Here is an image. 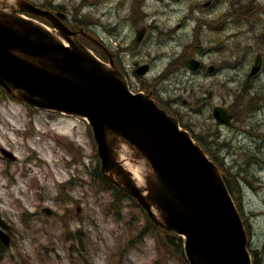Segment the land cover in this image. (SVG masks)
<instances>
[{"label":"rangeland","instance_id":"374dc122","mask_svg":"<svg viewBox=\"0 0 264 264\" xmlns=\"http://www.w3.org/2000/svg\"><path fill=\"white\" fill-rule=\"evenodd\" d=\"M56 1L72 11L79 7L77 13L94 20L93 29L110 49L121 42L133 88L152 90L192 125L191 134L214 140L208 145L218 162L239 174L248 246L264 263V12L242 24L226 16L231 0H211L208 6L207 0H150L151 25L142 43L131 45L144 22L131 20L129 0ZM197 35L205 56L189 49ZM231 38L236 41L226 43ZM187 52L189 59L204 57L208 65L198 72L180 65ZM257 53L263 64L258 75L250 76ZM144 62L150 70L139 75L133 65ZM239 91L246 97L240 98ZM215 104L238 114L236 109L247 108L248 115L241 120L233 115V127L221 124ZM89 125L73 115L31 108L7 93L0 96V147L16 155L9 159L0 152V214L12 223L14 235L0 264H187L181 253L163 250L138 202L101 178ZM45 206L54 214L43 213Z\"/></svg>","mask_w":264,"mask_h":264},{"label":"water","instance_id":"95a60500","mask_svg":"<svg viewBox=\"0 0 264 264\" xmlns=\"http://www.w3.org/2000/svg\"><path fill=\"white\" fill-rule=\"evenodd\" d=\"M21 11L57 19L28 0H0V84L32 106L88 118L104 175L136 196L156 224L186 236L191 264H252L247 233L226 182L179 127L178 118L149 95L132 93L112 59L100 60L79 41L77 35L87 33L54 20L49 29ZM198 64L188 61L192 69ZM259 67L258 58L251 75ZM214 115L219 123L232 125L226 107L215 106ZM0 224L9 228L2 217ZM0 234L9 243L10 237Z\"/></svg>","mask_w":264,"mask_h":264},{"label":"flooded vegetation","instance_id":"af4514ba","mask_svg":"<svg viewBox=\"0 0 264 264\" xmlns=\"http://www.w3.org/2000/svg\"><path fill=\"white\" fill-rule=\"evenodd\" d=\"M163 1H168V0H163ZM149 2H150V0H129V6H130L129 7V17L131 18V20H135V21L140 20V21L144 22L142 27L145 26L147 28L151 25V22H149V20H151V18H150V16L147 17V14H146V7L149 6ZM44 4H45V7H48L49 9L53 10L54 12L62 11L64 14V17L62 18L63 21L70 26H76V25L89 26V25H92L93 23H95L94 20L85 19V16L83 18L82 13H77L78 11L80 12L79 7L73 8V11H72L69 7H66L65 5H63L62 2L59 3L56 0H48V1L44 2ZM230 5L231 4L228 5V8H227L228 12L226 13V16L230 17V14L231 15H237V12H235V11H233L232 13L230 12ZM48 23L50 25H53L51 22H48ZM226 23H229V22H226ZM120 43L121 42H116L117 45L112 46V49H113L112 55H113V58L116 61H118L120 67L123 70H126V67L124 66V62L122 61L121 56H120V53H121V50L119 49L120 45H121ZM135 43H136V40H135V42H132L131 45H134ZM141 43H142V41L139 43L137 42L138 45H140ZM209 51H207V53H209ZM200 55L205 56V51ZM203 58L204 57H200L201 68H204L203 66H205V63L203 62ZM210 64H214V63L212 62ZM133 66H134V70H136L139 65H136V63H134ZM151 93H153L152 90H151Z\"/></svg>","mask_w":264,"mask_h":264},{"label":"trees","instance_id":"16d2710c","mask_svg":"<svg viewBox=\"0 0 264 264\" xmlns=\"http://www.w3.org/2000/svg\"><path fill=\"white\" fill-rule=\"evenodd\" d=\"M74 28H78V26H75ZM239 92H241V96H240V98H241L243 96V92L242 91H239ZM5 93H6V91L4 89L1 90L0 96L4 95ZM235 116H236V118L238 117V114L236 112H235ZM185 126L186 127H192V125L188 124V123H185ZM196 137L199 138L198 136H196ZM221 168H222V171L224 174V178L226 179V182L229 186V189L233 194V197L234 198L240 197L241 194H240V185L238 182V174L237 173H231L230 172L231 170L228 168H225L222 166H221ZM104 180H106L108 184H110L111 186L116 188V190H117V192H119V194L126 195L124 192L120 191L117 187H115L112 183H110L107 179L104 178ZM158 231H159V235L163 236L165 239L163 244H162L163 250L167 253V252L171 251L169 248L172 247L173 250L181 253V255L183 256V244H182L181 237L174 235L165 229L158 230ZM255 260L258 264H260V262L258 261V258L256 256H255Z\"/></svg>","mask_w":264,"mask_h":264},{"label":"bare ground","instance_id":"6f19581e","mask_svg":"<svg viewBox=\"0 0 264 264\" xmlns=\"http://www.w3.org/2000/svg\"><path fill=\"white\" fill-rule=\"evenodd\" d=\"M231 13H232V11H230ZM247 16H248V18H246V19H242V21L244 22V23H247V22H249V20L251 19V15L250 14H247ZM230 17H232L233 19H237L238 17H241L240 15H231L230 14ZM219 33V32H218ZM222 37V36H221ZM221 37H219L220 39H222ZM224 39V41L226 40L225 38H223ZM195 41V43H197L198 41H201V39H200V36L199 35H197V38H196V40H194ZM234 41H236L235 40V38H231V39H229L228 41H226V43H228V44H232ZM193 44V43H192ZM187 47H189V45H187ZM186 47V48H187ZM189 49H191L192 51H194L192 48H191V46L189 47ZM234 50H235V48H234ZM232 52H234L235 53V51H233V50H231ZM192 53V52H191ZM250 70H252V69H250ZM258 70H261V67L258 69ZM251 71H249V73H250ZM260 73V71H258L257 73H255L253 76H255V75H258ZM244 92H247V90L246 89H244L243 90ZM248 102H252L251 100L250 101H248ZM255 102V101H254ZM253 102V103H254ZM247 108H243V107H241L239 110H237L236 109V111H239L240 113L238 114V116H239V119L241 120V119H243V118H245L247 115H248V112L247 111H245ZM208 140V139H207ZM212 143H215L214 141H212ZM95 156H97V154H95ZM239 179V178H238Z\"/></svg>","mask_w":264,"mask_h":264}]
</instances>
